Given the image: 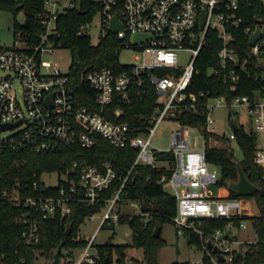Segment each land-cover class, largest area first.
Here are the masks:
<instances>
[{"label":"built area","instance_id":"1","mask_svg":"<svg viewBox=\"0 0 264 264\" xmlns=\"http://www.w3.org/2000/svg\"><path fill=\"white\" fill-rule=\"evenodd\" d=\"M45 0L43 23L46 30L39 36L36 44L22 42L21 46L0 45V124H9L0 130V151H18L30 147L35 152L59 150L64 145L79 144L91 147L95 143V135H101L116 147L131 145L137 149L132 168L137 164L165 168L157 163V153L170 151L173 160L172 174H162L160 181L170 186V193L176 197V212L172 222L178 233H195L200 237L210 238L217 244L223 260L220 261L207 246L202 249L209 257V264H245L244 261L235 262L237 252L244 255L250 250V244L257 239H238L232 228L245 227L241 224L244 219L252 221L254 214L249 208L253 204L250 198L235 197L230 194L214 195L208 188L209 184L218 183L217 170L209 169L206 160L205 147L192 148L187 137L188 126L179 124L172 130L170 146L159 149L152 143V137L157 125L165 118L176 120L179 113L195 110L198 106L196 94L187 93L195 72V60L200 50L206 45L208 31H214L220 38L222 45L218 50L219 65L210 67L209 73L222 78L231 91H235L240 81L237 66L245 69L247 59L240 61L238 52L231 45L234 40L232 28L238 27L243 17L238 14L241 0H98L101 8L98 10L101 23L100 38L108 32H115L118 38L124 39V48L131 49L136 62L131 65L130 72H113L110 68H101L86 73V80L96 91L95 103L97 109L87 106H77L72 87L68 84L67 72L62 70L57 62L45 59V55L63 48L56 41L59 31L55 27V19L60 12L75 6L73 0ZM264 4V0H260ZM96 13V14H97ZM117 15L122 29L110 28L111 19ZM259 39L251 45L250 52L259 65H264V22ZM255 30L250 26L245 28L250 35ZM86 31V27L79 33ZM87 32V31H86ZM139 33L147 35L142 40L133 42V35ZM188 52L189 57L184 65L179 63V52ZM147 56L149 59L147 60ZM167 68L166 74L152 72V69ZM152 83L157 93L156 104L148 119L149 126L145 131H134L127 122H115L106 117V108L114 101L130 103L141 96L139 86L142 75ZM221 74V75H220ZM200 96L204 93L200 92ZM216 104L223 102L232 110L237 107L245 110L251 117L255 134L254 162L260 166L264 174V87L253 90L251 95H214L208 97L204 106L208 109L206 115L207 128L213 123L211 110ZM119 113V109H116ZM236 113L239 116V111ZM236 120V119H235ZM177 121V120H176ZM237 121V120H236ZM239 124V122L237 121ZM230 125V118H229ZM240 125V124H239ZM231 127V125H230ZM210 130V129H209ZM9 132L7 135L2 132ZM235 140V131L231 130L226 136ZM15 163H19L15 159ZM103 170L97 166L72 164L71 170L78 167V182L83 192L80 200L92 204L101 199V193L113 178L115 171L109 162H104ZM59 181L54 186H60L57 196H26L22 194L17 183L9 193L3 191L2 196L12 204L23 205L26 209L17 218L25 227L23 237L28 244L39 240V220L54 215L61 207L62 212L68 211L66 201L70 195H65L63 183L68 182L74 193V179L69 178V170L56 172ZM62 176V178H61ZM34 182L43 187L46 185L41 179ZM121 187L106 200L107 205L101 214V223L111 217L117 218L114 209L118 203ZM24 190V188H23ZM95 214L87 218H94ZM228 219L223 228L205 233L200 228L202 219ZM238 220V222L235 221ZM98 229L85 238L86 244L74 251V257L67 264H100L99 255L95 247V237ZM81 236H77V240ZM200 264H204L202 261Z\"/></svg>","mask_w":264,"mask_h":264},{"label":"trees","instance_id":"2","mask_svg":"<svg viewBox=\"0 0 264 264\" xmlns=\"http://www.w3.org/2000/svg\"><path fill=\"white\" fill-rule=\"evenodd\" d=\"M75 6L60 12L55 19V27L59 31L56 41L63 48L71 52V61L68 67V84L72 87L77 106H87L96 110V91L89 86L86 73L101 68H110L115 73L123 71L130 72L131 65L122 63L119 54L124 49L125 40L118 38L115 32H108L102 36L97 44H92L90 36L86 31L79 33L80 29L92 20L100 10L101 3L98 0H73ZM0 8L8 10L13 15V37L21 39L33 45L38 42L39 36L46 30L44 19L45 0H0ZM19 12L23 13V21L17 19ZM238 14L243 17L238 27L232 28L234 40L231 45L238 52L240 61L247 59L245 69L237 66L240 73V81L235 91H231L220 76L209 73L210 67L219 65L218 50L222 45L216 32L208 31L206 45L200 50L195 60V72L191 83L187 87V93L196 94L198 106L195 110L182 111L176 120L184 126L198 127L206 136L213 137L218 141H224L225 147H205L206 160L220 167L221 178L218 185L226 186L230 180H236L238 169L236 161L240 163L248 179L258 186L252 195H240L229 190V194L235 197L253 198L258 214L252 216L253 227L256 232L257 241L250 244L251 248L244 255L237 252L235 262L244 261L245 264H264V174L260 166L253 159L255 148V134L251 128L240 124L235 131V137L242 151V158L237 160L230 147V140L207 128L206 115L208 109L203 105L208 97L214 95H251L253 90L264 87V72L252 56L251 45L245 28L256 27V19L264 22V4L260 0H241V8ZM152 72L166 74L168 69H152ZM221 75V74H220ZM142 83L139 86L138 98L130 103H118L114 101L106 108V117L115 122H127L134 129L131 135L145 131L149 126L148 119L156 104L157 93L146 75H142ZM200 92L204 95L200 96ZM119 109V113H116ZM137 149L131 145L116 147L101 135H95V143L91 147H83L79 144L64 145L59 150L48 152H35L30 147L18 151H0V264H35L39 255L48 259L52 258L53 252L61 248L63 263L67 264L66 256L72 257L75 248L86 244L85 238L76 239L79 226L91 214L101 212L106 207V200L118 190L125 177L126 180L120 190L118 203L145 202L149 207L146 212L120 213L115 220L126 224L131 229V244L116 246L113 244L112 236L104 244H95L99 255L100 264H124L126 248L130 246L143 249L144 264H161L157 259L158 249L165 244V240L153 236L156 221L172 222L176 212V197L165 190L160 181L162 174L170 176L172 170L157 168L144 164L135 165L131 169L136 157ZM174 156L170 151L157 153V159H169L172 162ZM15 159L19 163H15ZM78 166L90 164L103 170V163L109 162L115 171V177L110 185L101 193V199L88 204L80 197L83 196L78 182V167L71 170L72 164ZM69 170V178L74 179L75 191L70 190L68 182H64L65 195H70L66 201L68 211L62 212L59 207L53 216L40 218L39 240L28 244L22 233L25 225L18 222L17 218L26 209L23 205L17 206L2 196L3 191L9 193L10 188L17 183L26 196H48L59 193L60 186L43 188L39 183L34 187L33 183L40 182V176L44 173H63ZM24 188V190H23ZM111 219H106L100 225L110 224ZM238 222L237 219H235ZM228 219L207 218L202 219L200 228L205 233L223 228ZM68 223L70 230L67 232ZM189 243L202 247L206 243V236L200 237L195 233L185 232ZM64 251V252H63ZM204 264H209L206 252L202 256ZM70 262V261H69ZM68 262V263H69ZM170 264H194L190 262H172Z\"/></svg>","mask_w":264,"mask_h":264},{"label":"rangeland","instance_id":"3","mask_svg":"<svg viewBox=\"0 0 264 264\" xmlns=\"http://www.w3.org/2000/svg\"><path fill=\"white\" fill-rule=\"evenodd\" d=\"M67 0H62L61 2L66 3ZM87 34L91 38L92 44H97L100 39V31H101V23L99 14H95L90 22L86 24ZM0 45L3 46H21L22 42L18 39H14L13 37V15L11 12L5 9L0 8ZM189 57L188 52H179V63L184 65ZM52 58L54 59L59 67L62 70L66 71L69 67L71 61V52L68 48H59L54 50L53 54L45 55V59ZM149 56H147V60ZM119 60L122 63H134L136 62L135 54L131 49L124 48L121 50L119 54ZM0 74H3L0 72ZM215 103V106L211 110V116L214 119L213 123L209 126V129L214 133L219 134L223 137L227 136V133L231 130L229 125V118L234 117L239 124L244 125L249 128L252 126L251 117L248 116L245 110H239L237 107L230 108L226 106L223 102H219L216 104V100H212ZM239 111V116L236 111ZM179 122L174 119L165 118L160 121L157 125L155 132L152 137V143L159 149L165 150L170 146L171 143V133L172 130L179 127ZM9 132H2V134L7 135ZM187 137L191 142L192 148L201 149L206 146L212 147H225L227 144L224 141H218L213 137L206 138L204 133L198 128L193 126H188ZM230 147L232 149L233 155L237 160L242 158V151L240 146L238 145L236 140H230ZM159 166H163L165 168H173L174 165L170 163L169 159H158L157 161ZM217 170V180L221 178V170L220 167L215 164H209V169ZM62 178V176H61ZM42 181L45 182L46 185L54 186L59 181V176L56 172L44 173L41 177ZM222 186L216 184H209V190L217 195L222 192ZM166 191H170V186L168 184L164 185ZM253 204L249 208L254 214H258L259 209L257 208L255 201L250 197ZM135 203V204H133ZM119 202L115 203L114 209L117 214L116 217L119 216L120 213H139L142 212L140 210V204L138 202ZM103 208L101 212L96 213L94 218L89 219L86 217L85 221L79 226L78 234L83 238H89L91 234H93L97 229V234L95 237V243L104 244L110 240L112 236L115 237H123L131 244L132 238L127 234L126 224L118 223L115 220L117 218L111 217V223L105 224L100 227L99 224L101 222V214L103 213ZM245 227L238 228L234 226L232 231L237 235L238 239H255L256 232L253 227V223L249 219H244L241 221ZM111 238V240H114ZM161 238L165 240V244L158 249L157 259L161 264H170L172 262H190L194 264H200L202 262V256L204 254V250L202 247L194 243L188 242V237L186 233H178L177 227L173 222L165 221L161 226ZM75 252L78 251L77 248L74 249ZM55 252V251H54ZM64 252V251H63ZM127 259H135L140 262V264H144V255L143 249L141 247L128 246L125 250ZM74 257V251H73ZM73 257L66 256V262H69V259ZM52 259H48L43 255H39L35 264H50ZM63 260V259H62Z\"/></svg>","mask_w":264,"mask_h":264},{"label":"water","instance_id":"4","mask_svg":"<svg viewBox=\"0 0 264 264\" xmlns=\"http://www.w3.org/2000/svg\"><path fill=\"white\" fill-rule=\"evenodd\" d=\"M23 13L19 12L17 15V19L19 21H23ZM256 27L255 30L253 31V33L250 35L249 38V43L251 45H253L260 37L261 35V31H262V26H261V20L260 19H256ZM122 24L121 22L118 20L117 15H114L113 18L111 19V24H110V28L113 30H117V29H122ZM145 37H147V35L144 34H139L136 33L133 35V42L136 43L139 40L144 39ZM259 68L264 72V65H259ZM230 125L231 128L236 131L239 128V124L237 123V121L235 120L234 117H230ZM9 126V124H0V130H3L5 128H7ZM236 166L238 169V177L236 180H230L226 187L229 190H233L237 193H239L240 195H252L257 189L258 186L254 183H252L248 177L246 176L243 168L241 167L240 163L236 161ZM149 209V207L145 204V202H143L140 205V210L142 212H146ZM127 227V234L128 236H131V229L129 228L128 225H126ZM70 230V223H68V228H67V232H69ZM161 234V223L159 221H156L154 230H153V236L154 237H158ZM206 243L207 246L209 248L212 249V251L214 253H216L218 259L220 261L223 260V255L219 252L220 248L217 244H213L212 240L210 238L206 239ZM113 244L116 246H125L128 244V241L126 239H124L123 237H115L113 240ZM51 262L50 264H64L63 260H62V256H61V248H57L55 250V252H53L52 254V258H51ZM124 264H140L139 261L135 260V259H126L124 261Z\"/></svg>","mask_w":264,"mask_h":264},{"label":"crops","instance_id":"5","mask_svg":"<svg viewBox=\"0 0 264 264\" xmlns=\"http://www.w3.org/2000/svg\"><path fill=\"white\" fill-rule=\"evenodd\" d=\"M221 188L223 190H222V192L219 193L220 195H227V194H229V189L226 186H222ZM133 204H135V203H133Z\"/></svg>","mask_w":264,"mask_h":264}]
</instances>
